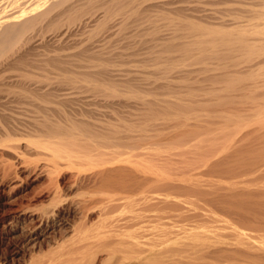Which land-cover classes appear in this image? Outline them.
<instances>
[{"label":"bare ground","instance_id":"obj_1","mask_svg":"<svg viewBox=\"0 0 264 264\" xmlns=\"http://www.w3.org/2000/svg\"><path fill=\"white\" fill-rule=\"evenodd\" d=\"M147 1L152 0H0V142L15 155L20 151L17 133L30 122H24L25 106L26 111L19 107L25 119L6 109L10 99L39 100L60 111L97 104L100 96L119 120L110 122L107 115L95 124L85 112L90 106L75 115L66 112L63 122L59 114L54 119L59 112L54 109L55 116L49 111L41 120L32 119L26 129L33 134L25 130L24 136H30L35 150L48 152L42 155L55 175L71 168L81 186L76 199L67 200L55 182L50 209L18 203V215L0 234L20 229L39 243L49 237L51 216L69 202L79 221L60 216L61 242L41 247L19 264H264V215L259 214L264 206L239 208L258 197L250 195L257 184L247 183L252 186L247 195L241 179L246 185L242 195L227 185L231 193L212 187L221 183H213L216 177L237 171L228 170L232 162L239 163L243 176L264 173V0L221 1L225 5L219 0H153L145 11H153L147 16L153 22H138L142 33L126 34L136 38L134 47L117 50L130 40L124 34L123 41L118 37L120 45L113 43L126 27L124 18H143ZM207 2L226 9L209 15L212 4L202 9ZM169 6H175L174 13ZM95 13L100 17L94 28L80 31ZM118 14L127 16L120 15L124 18L118 23ZM166 28L169 33L162 34ZM145 44L151 56L146 52L138 69L117 64L132 61ZM150 63L153 72H145ZM134 79L154 82V91L157 85L161 91L136 86ZM120 108L128 113L121 115ZM13 166H4L3 178H10ZM234 179L230 186L240 188ZM30 212L31 218L23 217Z\"/></svg>","mask_w":264,"mask_h":264},{"label":"rangeland","instance_id":"obj_2","mask_svg":"<svg viewBox=\"0 0 264 264\" xmlns=\"http://www.w3.org/2000/svg\"><path fill=\"white\" fill-rule=\"evenodd\" d=\"M150 1V0H149ZM221 1L223 2V0H219L218 2L219 3H221ZM225 1V0H224ZM227 1V0H226ZM247 1V0H246ZM249 1H251V0H249ZM248 1V2H249ZM254 1V0H253ZM155 2V1H154ZM153 2V0L152 1H150V2H145V4H143L142 5V7L144 8L145 7V10L143 9V11L141 10V12L142 13H144V14H142L144 17L142 18H140V16H139V18L138 17H136V16H138V15H136L135 17H134V15H132L133 17H132V19L131 18H129V16H128V19L126 20V18H124V17H126L125 16V14H120V15H122V16H124V17H121L119 14V18H117L116 19V17H118V15H115V19H116V22H121L122 20H119L120 18H124L125 19V21H124V19H123V23H126V27H125V29L124 30H122L121 32H123V33H121V35L118 33V34H116L115 36H114V40H115V38L117 37H119V38H122V41L124 40V37H125V40L127 39V38H132L131 36L133 35V36H135V33H134V31H137V34H141L142 33V27H139L140 25L139 24H141L140 22H142V20H144L145 22H144V24H147V23H152L153 22V20H151V19H147V16H148V18H150V15H148V14H150V12H153V11H150V10H148L147 12H148V14L146 15L145 13V11H146V7L150 4H153L154 3ZM254 2H256V1H254ZM148 3V4H147ZM212 3H210L209 4V2H207V4L205 3V4H203V7H202V9H204V7H205V5H207V6H211L212 7V5H213V8H210L209 7V9H207V7H205L208 11L207 12H209L211 9H213L212 11H210L208 14L210 15V13H212V12H214V11H222L223 10V6L225 5L224 3H221V4H224L223 6H219L220 8L222 7V10L218 7V5H221V4H218V5H216L217 4V2L216 3H214V4H212ZM147 5V6H146ZM149 5V6H150ZM227 6V5H226ZM174 7L175 6H169V8H170V11H172L173 13L175 12V10H174ZM218 7V8H217ZM148 8V7H147ZM168 8V9H169ZM217 8V9H216ZM229 8V7H228ZM172 9V10H171ZM205 9V10H206ZM226 9V7L224 6V10ZM101 11L102 10V12L104 11V9L101 7V8H99L98 9V11ZM223 10V11H224ZM97 11V12H98ZM102 12H98L100 15H102L103 13ZM141 12H139L138 14H141ZM205 13L204 14H206L207 12L206 11H204ZM155 13V12H154ZM192 13V12H191ZM153 13H151V15H152ZM201 14V16L203 17V18H207L206 16H204V14H203V12L201 13H198V12H195V15L196 16H199V15ZM207 14V15H208ZM95 16H94V19H93V21H91L90 22V24L89 23H85V22H83L81 25H83V26H79V27H81L80 28V31H82L83 29L84 30H91L90 29V26L92 25L93 26V28H94V26H95V19H97L98 17H100V16H98V14H94ZM141 15V16H142ZM88 16V15H87ZM96 16H98V17H96ZM86 17V16H85ZM96 17V18H95ZM131 17V16H130ZM200 17V16H199ZM134 18H136V19H134ZM144 18H146V20L144 19ZM149 20H151V21H149ZM130 23V25H132V28L129 26V27H127L128 25H129V23ZM138 22H139V24H138ZM164 22V21H163ZM229 23L230 24V21H226V23ZM231 22H233V21H231ZM92 23V24H91ZM134 23V24H133ZM137 23V24H136ZM143 23V22H142ZM162 23V22H161ZM225 23V24H226ZM229 24H227V25H229ZM231 24H234V22L233 23H231ZM243 24H245V23H240V25H243ZM85 25H86V27H88V28H86L85 27ZM88 25V26H87ZM139 27L138 29L139 30H137V26ZM148 25V24H147ZM237 25V24H236ZM92 26H91V28H92ZM134 26H136V27H134ZM234 26V25H233ZM83 27V28H82ZM232 27V26H231ZM141 28V29H140ZM78 29V28H77ZM130 29V30H129ZM170 29H172V28H170ZM169 29V30H170ZM126 30V31H125ZM131 31H133L132 33V35H131ZM141 31V32H140ZM168 31V28H166V29H164L163 31H162V34H164V33H166ZM170 32H171V30H170ZM130 34L131 36L130 37H128L126 34ZM167 33H169V32H167ZM166 33V34H167ZM124 34L127 36H124ZM136 34V35H137ZM84 37L86 36L85 34L83 35ZM124 36V37H123ZM116 39L115 41L116 42H113L114 44H115V47H116V43H117V46L118 45H120L119 44V42H118V40L120 41V39ZM135 38V37H134ZM134 38L130 41V40H127V42H123V43H121V47L119 46V47H116L117 48V50H130V47H134L133 46V43H132V41L134 42L135 40H136V38H135V40H134ZM138 39V38H137ZM121 42V41H120ZM131 42V43H130ZM114 44H113V46H114ZM122 44H124L125 46L124 47H126V48H124L123 46H122ZM131 44V45H130ZM127 45V46H126ZM144 46H146V47H144ZM150 46V44H148V45H142L140 48H137V49H139V50H136V48H134V51L136 50V52L138 53V56L137 55H135V56H137V58H135V59H133V57H135V56H133L132 57V61H128V63H127V65H126V63H117V64H119V65H121V64H123V65H121L122 67H124V68H126V66H128V65H131V69H138V66H140V65H137V64H139L140 62H138V60L140 61L142 58H143V60H146L144 57L145 56H147V55H145V53L147 52V54H148V47ZM142 48V49H141ZM133 51V50H132ZM145 51V52H144ZM141 53V54H140ZM140 55H141V58H140ZM151 55L150 54H148V56L147 57H150ZM146 57V58H147ZM140 58V59H139ZM149 59V58H148ZM119 59H117V61H118ZM130 62V63H129ZM132 62H135V63H133V65L131 64ZM152 63V62H151ZM150 63V64H151ZM135 65H137V66H135ZM142 65V64H141ZM149 65V64H148ZM120 66V69L122 68ZM133 66V67H132ZM129 67V66H128ZM118 69H119V66L117 67ZM150 68V69H149ZM152 68V64L150 65V66H148L147 67V69H149L148 71H146L145 70V72H150V73H152L153 72V70L151 69ZM130 69V67L129 68H126V69H124V70H129ZM140 69V68H139ZM169 72V71H168ZM167 73V72H166ZM138 77H140V76H138ZM135 80V79H134ZM133 80V82H134V84H136V86H143V87H145V88H147V89H153L152 91H154L155 90V87L154 86H156L155 85V83L154 82H148V83H144L143 81H140V80H135L134 81ZM136 82V83H135ZM201 83H203V85L205 84V82H201L200 81V84ZM138 84V85H137ZM140 86V87H141ZM161 87L160 86H158L157 85V88H156V90L157 91H154V92H159V91H161V89H160ZM162 88H165V87H162ZM166 89H169V88H165L164 90L166 91ZM168 91V90H167ZM160 93V92H159ZM11 100V101H10ZM8 102H6V103H10L9 105L10 106H8L7 104H5L6 106H4V107H6V109L8 110V111H10L11 109H13V110H11L12 112L14 111L15 112V114L16 113H18L19 112V114H16V115H20V113H21V115L23 116L24 115V117L26 118V115H28V119L26 118V120H24V122H26L27 120H29L30 122H28L27 121V123H24L23 125H26L27 127L26 128H28V126H30V128H31V122H32V119H34V120H41V119H43L44 118V114H46V116H48L50 113H49V111L51 112V114L49 115V116H51V115H54V114H52V113H55L56 111H59V110H56V108L54 109L53 107L51 108V107H49V108H45V107H43L41 104H38V103H40L39 102V100L37 101L38 103H36V101L34 102V101H32L31 102V100H23V101H21V103H20V100H17V99H15L17 102H13L12 100H14V99H10ZM14 100V101H15ZM97 100H98V102L96 101V103L98 104L99 103V105H97V104H93V105H85L86 107L85 108H88L89 106L90 107H94V105H97V108H99L100 110L102 109V116L101 115H98V114H100V111H98V109L97 108H95V109H97V110H95L94 108V110H92V108L90 109V108H88L89 110H91V111H88V109L86 110L84 107L83 108H80L79 110H83V111H85L86 113H88L87 114V116L89 115V116H92L93 117V119L95 120V121H93V122H96L95 124H97V122L98 121H96V120H99V121H102L101 119L103 118H105V116H109L110 118H108V116H107V118L109 119V121L111 122L112 120H110V119H113L114 118V116L115 115H117L118 116V114H116L115 113V115H114V113L113 114H111L112 112H114L113 110H112V108H108L103 102H104V100L102 99V97H98L97 98ZM24 101H26L25 103H26V105H23V103H24ZM30 101V102H29ZM119 100L118 99H116V102H118ZM102 102V103H101ZM15 104L16 103V105H13V104ZM18 103V104H17ZM21 105H20V104ZM28 103H32V104H30L31 106L30 107H28L27 108V104ZM36 103V104H35ZM132 103H134V101H130V104H132ZM102 104V105H101ZM105 105V106H104ZM15 106V107H14ZM23 106H25V108H26V110H27V112H29L28 114L25 112V114H24V112L23 111H21V110H19V107H21L20 109H22V110H24V111H26L25 109H24V107ZM29 106V105H28ZM32 106L33 107H35V110H33L34 108H32ZM41 107L42 109H46L45 111H44V113L42 112V109L40 110V108L38 109V107ZM10 108V110H9V108ZM16 107H18V108H16ZM67 107L69 108V112H68V110H66L67 109ZM77 107H78V105H77ZM96 107V106H95ZM103 107V108H102ZM107 107V108H106ZM51 108V109H50ZM72 107H70V106H66V108H64L63 110H60L57 114L55 113V117H54V119L55 120H57L58 118L60 119V118H63L62 120H64V115H65V113L68 115V114H73V115H75L77 112H81V111H79L78 109H76V106H74V109L72 108ZM127 109L128 108H130V107H126ZM55 110V112H54V110ZM76 109V110H75ZM108 109H111L112 110V112L110 113L109 111H111V110H108ZM121 109V110H120ZM120 109H118V112L119 111H121V112H119V113H121V115L123 114V113H125V114H127L128 112L127 111H132L133 109L132 108H130V110H124V111H126V112H123V110H122V108H120ZM123 109H125V108H123ZM71 110H74L75 112H70ZM105 110V111H104ZM53 111V112H52ZM97 111H98V113H97ZM103 111L104 112H109L110 113V115L109 114H104L103 113ZM115 111H117V110H115ZM63 114H62V113ZM92 113V115H90L91 113ZM62 114V116H61V114ZM30 114V115H29ZM36 115V114H38V117H37V115H36V117L34 116V115ZM58 114H59V116L60 117H58ZM97 116V117H95V115ZM103 114H104V117H103ZM113 115V116H112ZM130 115H131V113H130ZM130 115H125V117L127 116L128 118H129V116ZM22 116H19L20 118H22ZM66 116V115H65ZM87 116H84V118L86 119V121H87V119L89 118V117H87ZM100 116V117H99ZM123 116H124V114H123ZM134 117L135 118V116L134 115H131L130 117ZM22 118V119H25V118ZM35 117V118H34ZM41 117V118H40ZM56 117H58L57 119H56ZM126 117V118H127ZM50 118V117H49ZM52 118V117H51ZM106 118V119H107ZM127 118V119H128ZM103 120V121H106L107 122V120ZM118 120V117H115L113 120H114V122L113 123H115V120ZM33 120V121H34ZM61 119H60V121L61 122H63ZM117 120H116V122H117ZM135 121H137L136 120V118L134 119ZM133 119H131V118H129V120H127V122L128 121H130L131 123L132 122H134L135 123V121H134ZM118 122H119V120H118ZM29 123V124H28ZM31 123V124H30ZM99 123V122H98ZM101 123V122H100ZM99 123V124H100ZM25 126H23V128H24ZM24 129V131L22 132V130H21V132H20V134L22 135H20L19 133H17V138H16V142L17 143H19L17 146L19 147V150L21 151H19L20 152V155H19V152L18 153H16L15 155H14V153L13 152H11V151H9L8 150V148L5 146L6 144L4 143V144H2L3 142H0V172H2V171H4V166L7 164V163H9L10 164V162L11 163H13V165H15V167L13 166V168L11 169L12 171H14V172H12L11 171V173L13 174H11V176L13 177H11V176H9L10 178H3V173H0V229H2V228H6V227H8V223L12 220V218H14V217H16L17 215H18V212H16V209L18 208L17 206H18V203H22L23 205H25V206H29L30 208H31V210H37L38 208L39 209H43V208H45V209H50V208H53L52 206V204H51V198H52V191H53V187H54V183L56 182V183H59V185H60V187H61V196L63 197V198H66L67 200H71V199H76L75 197H76V191H79V188H80V186H81V184H80V181H78V185H76L77 184V182H76V178L75 177H73L75 174V171H73V170H71V168H62L60 171H59V173H57L56 175L54 174V170L52 169V167H50V164L45 160L46 159V157H44V155H42V154H45L46 153V151H45V153H42V151H44V150H41L40 151V149L39 150H35L34 149V146L33 145H31V143H30V136L28 137V136H24V133H26L25 132V130L28 132V131H30V132H32V134H33V131H31V129L29 128L28 130L27 129ZM29 135H31L30 133H28ZM27 134V135H28ZM20 135V136H19ZM25 138H24V137ZM19 137H21V138H19ZM22 141V142H21ZM15 142V141H14ZM15 142V143H16ZM127 142H134V141H127ZM14 143V144H15ZM3 146H5V147H3ZM7 149V150H6ZM262 150H264V149H262ZM35 152H36V154H35ZM12 153V154H11ZM48 153V152H47ZM46 153V154H47ZM3 154V155H2ZM45 154V155H46ZM16 155H17V157H16ZM12 156V157H11ZM5 157V158H4ZM45 158V159H44ZM5 161H7V163L5 162ZM235 163H237V162H235ZM230 164H232V165H230ZM229 165L232 167L231 169L229 168L228 170H230V171H234V170H237V171H235V172H233V174H236V175H233V174H231L229 171H227L229 174H231L232 175V177H234L233 179H234V181L236 182L235 184H237V185H239L240 186V188H238V189H235L236 187H231L230 186V184H234L233 183V179H232V177H230V175L227 173V172H225V173H223V174H221V175H223V177L224 176H226V173H227V178H228V176L231 178V180H232V182H230L229 180L230 179H227V178H224V180H223V177L222 176H218V177H216V179L213 181V183L214 184H216V182H218V179H219V181H221V183H218L219 185H213L212 187H214V188H216V190H218L219 192H224V193H227L228 191V193H231L230 192V190H232V189H234V190H232V191H234V194H238V192H240L239 194L240 195H242V190L244 189L245 190V188L246 187H244L243 188V186H246V185H243V184H252L254 187L253 188H255V185L256 186H258V187H256L255 189H251V187L250 186H248V184H247V187L248 188H246L247 190H245L243 193L245 194V195H247V194H249L248 192H251V190L253 191V192H251V194L250 195H252L253 194V196H261V195H264V177H263V175H264V173H256V175H257V177H255L256 175H254L255 173H252V175H249V174H251V173H248V174H246V176H247V178H246V176H243L242 174H240V169H242V168H240L239 166L240 165H238L239 163H237V164H235L237 167H234L233 166V164H234V162H232V163H230ZM3 165V166H2ZM20 165V166H19ZM227 167H228V165H227ZM226 166H225V168H227ZM242 167V166H241ZM74 172V173H73ZM237 172H238V175H237ZM240 175H242L243 177H241ZM259 175V176H258ZM72 176V177H71ZM241 177V178H240ZM3 178V179H2ZM55 178H56V180H55ZM75 178V179H74ZM244 178V179H243ZM243 181H241V180ZM248 180V181H247ZM260 180H261V182H260ZM225 182V184H223ZM241 182L243 183L242 185H241ZM22 183V184H21ZM56 183H55V185H56ZM74 185H73V184ZM19 184H21V185H19ZM229 184V185H228ZM261 184V185H260ZM262 184H263V186H262ZM223 187H222V186ZM228 186V188L230 189H226V188H224L225 186ZM236 185V186H237ZM76 186V187H75ZM78 186V187H77ZM83 186V185H82ZM219 186V189L217 188ZM226 186V187H227ZM230 186V187H229ZM239 186H237V187H239ZM260 186H261V189L259 190H257V188H260ZM18 187V188H17ZM17 188V189H16ZM21 188V189H20ZM71 188V189H70ZM78 188V189H77ZM225 190H224V189ZM243 188V189H242ZM250 188V189H249ZM241 189V190H240ZM262 190V191H261ZM226 191V192H225ZM238 191V192H237ZM247 191V192H246ZM255 191H260L259 193H257V192H255ZM254 193H256V194H254ZM263 193V194H262ZM75 194V195H74ZM26 195V196H25ZM68 197H67V196ZM252 196V197H253ZM258 197H256V198H258ZM69 198V199H68ZM255 197L251 200V201H249L248 202V204L250 203H253L251 206L249 205L248 206V204L247 203H241L240 204V207L239 208H245V211H246V208H248L249 209V207H253V205H254V207H260L261 209H262V207L264 206V205H262V204H264V196H263V198H262V201H261V198H260V201L259 202H257L258 201V199H256ZM254 199H256V200H254ZM8 200H9V202H8ZM12 200V201H11ZM17 201V203L16 202H13V201ZM254 200V201H253ZM5 201V202H4ZM11 201V202H10ZM256 201V202H255ZM3 202V203H2ZM13 202V203H12ZM9 203H12V205L11 204H9ZM17 205H16V204ZM254 203H257V204H254ZM261 203V204H260ZM68 204V205H67ZM226 203L225 202H223V205L225 206V207H227V208H233V207H235V206H237V204L236 205H231L232 207H230L229 205V202H227V204H229V205H225ZM259 204V205H258ZM48 205V206H47ZM243 205V206H242ZM244 205H247V207H245ZM255 205H258V206H255ZM64 206V207H63ZM67 206V207H66ZM72 207V208H71ZM63 208L64 209H66V208H70V209H72V211L73 212H70L68 215L67 214H64L65 212H63ZM237 208H238V206H237ZM7 209V211L5 212V210ZM3 210V211H2ZM8 210H10L9 212H8ZM236 211V212H240V209L237 211L236 209H233V211ZM243 210V209H242ZM241 210V211H242ZM60 213L58 212L56 215H54V217H52L51 216V218H50V221H49V228H50V234H49V237L48 238H45V239H43L41 242H39V243H36V240H33V238L32 237H34V236H30V238H27V236H24L22 233H21V231H20V229H18L17 231H13L12 233L11 232H6V234H0V262H6L5 264H19V263H21L22 261H23V259L25 258L26 259V257L27 258H29L30 257V254L31 253H33V252H37L38 251V249H41V247L42 248H45V249H47L48 247H50V246H54L57 242H61V239H63L62 238V236H63V229H62V224H60L59 223V220L60 219H62L63 217H60V216H64V218H66L65 216H67L68 218H69V220L71 221V222H73V223H75V222H77V221H79L78 219V215H77V213L75 212L74 213V209H73V205L69 202V203H66V204H62V207L60 208ZM261 211H263L264 212V209H262ZM260 211V212H261ZM263 212H261V213H259V214H263L264 215V213ZM32 212H30V213H25V216H23V217H25V218H31L30 217V215H32L31 214ZM59 214V215H58ZM77 215V216H76ZM56 216V217H55ZM261 217H264V216H262V215H260ZM33 218V217H32ZM62 221V220H61ZM75 221V222H74ZM4 223V224H3ZM32 224H34L33 222H32ZM54 227V228H53ZM55 231V232H54ZM4 232V231H3ZM1 233V232H0ZM10 234V235H9ZM13 238H12V237ZM19 236V237H18ZM24 239H23V238ZM28 240V241H27ZM9 242V243H8ZM40 245V246H39ZM20 248V249H19ZM17 251H19L20 253L18 254V253H16ZM23 257V258H22ZM22 260V261H21Z\"/></svg>","mask_w":264,"mask_h":264}]
</instances>
